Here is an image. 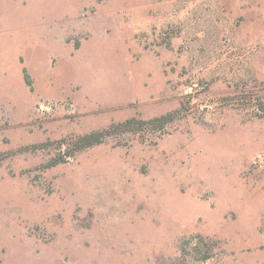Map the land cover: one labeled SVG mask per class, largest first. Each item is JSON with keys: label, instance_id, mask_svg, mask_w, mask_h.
<instances>
[{"label": "rangeland", "instance_id": "374dc122", "mask_svg": "<svg viewBox=\"0 0 264 264\" xmlns=\"http://www.w3.org/2000/svg\"><path fill=\"white\" fill-rule=\"evenodd\" d=\"M263 110L264 0H0V264H264Z\"/></svg>", "mask_w": 264, "mask_h": 264}, {"label": "trees", "instance_id": "16d2710c", "mask_svg": "<svg viewBox=\"0 0 264 264\" xmlns=\"http://www.w3.org/2000/svg\"><path fill=\"white\" fill-rule=\"evenodd\" d=\"M22 70H23L24 80L26 84L30 86L31 79L29 77V74L25 67H23ZM262 112H264V110ZM175 113L178 114V111L167 112L150 119H137L135 117H129L124 121L113 123L105 129L96 130L77 136L73 139H70V143H68V145L70 146V152L65 154L64 156L54 157L50 159V161L47 162V166H53L60 162H64L67 160V158L73 156L75 152L83 150L89 146L101 143L107 136L114 133L117 134L119 132H124V131L141 130L142 128L145 127L147 128V126L150 125L151 128H163L166 124H168L171 120H173ZM258 114H262V113H260L259 111ZM60 142H65V141H60ZM200 241H202V239H200ZM200 241L198 240V243ZM196 254H197L196 257L201 260H205L211 256L208 250L196 249Z\"/></svg>", "mask_w": 264, "mask_h": 264}, {"label": "bare ground", "instance_id": "6f19581e", "mask_svg": "<svg viewBox=\"0 0 264 264\" xmlns=\"http://www.w3.org/2000/svg\"><path fill=\"white\" fill-rule=\"evenodd\" d=\"M32 49V48H31ZM33 50H34V48H33Z\"/></svg>", "mask_w": 264, "mask_h": 264}]
</instances>
